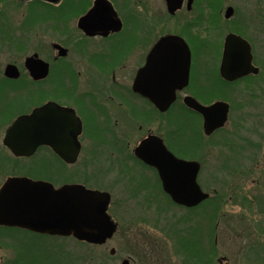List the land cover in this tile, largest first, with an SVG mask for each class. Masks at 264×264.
I'll return each instance as SVG.
<instances>
[{"label":"flooded vegetation","instance_id":"1","mask_svg":"<svg viewBox=\"0 0 264 264\" xmlns=\"http://www.w3.org/2000/svg\"><path fill=\"white\" fill-rule=\"evenodd\" d=\"M18 1L29 7L36 5L40 12L47 13L41 12L43 14L38 19L33 18L27 24L29 26H25L24 41L30 40L29 29L38 26V22L42 25L48 22L51 27L56 25L54 32L58 34L52 35V38L48 36L46 46L27 49L23 56L12 57L0 65V93L5 91L9 95L10 104L21 100H25L23 103L32 101L21 103L24 105L21 107H6V115L0 119V190L9 179L14 178L44 182L55 189L75 185V173H62L63 168L73 169L71 172H74L87 155L88 161L94 165L106 142L118 153L114 147L118 146L117 139L131 137L135 140L130 155L119 154L130 159L132 162L128 163L133 167L148 169L158 178L155 170L147 168L151 166L142 163L134 154L145 140L159 139L166 151L185 160L184 155L194 152L195 147L187 145L179 137L177 126L180 121L177 118H181L182 114L194 116L199 120V132L205 137H212L226 126L230 113L228 102L215 99L216 91L233 87L264 96V1L257 10V22L238 24L234 21L235 9L231 6L215 12L222 17L221 23L227 25V32L219 46L215 67L214 62L210 63V69L202 64L199 68L202 71L197 72L196 78L193 71L197 65L195 47L204 50L202 40L207 33L198 20L203 16V0H138L142 1L141 5L135 7L133 3L132 12L125 14L116 8L118 0ZM144 14L153 20L159 16L166 19L179 15L193 17L196 21L193 25L196 31H201V38L194 41V46L181 34L156 36L154 24L143 21ZM182 20L181 24L186 21ZM35 27L33 30L37 29ZM38 32L37 29L36 34ZM42 34L40 29L38 40L44 37ZM229 36L244 41L250 56L245 53L240 58L233 52L225 68L222 67L225 61L224 43ZM170 98L173 100L169 106L160 110L158 106L164 107ZM191 102L203 107L224 103L228 109L226 121L206 134L204 117L190 108ZM250 102L251 106H254L252 102L257 104L254 99ZM35 110L39 111L38 133L50 139L51 143L37 146L29 156H16L4 145L6 133L17 119L29 116ZM156 114L163 117L160 122V128L165 129L163 135L154 131ZM193 134L201 141L197 133ZM103 139L108 141L100 145ZM87 141L92 142L94 149L91 148V152L84 145ZM215 215L211 214V218ZM260 229H256L259 233L255 235L260 234ZM200 230L202 233L192 234L190 242L188 233L181 234L183 242H188L189 247H192L191 243L196 244L200 249L196 253L198 259L205 263L213 258L207 255L210 249L207 241L213 232L206 227ZM11 231L25 230L0 226V239L10 242ZM213 239L215 242L216 237ZM251 240L254 242L248 247L246 255L250 259L259 258L264 254V246L255 243L258 240ZM2 244L0 241V251Z\"/></svg>","mask_w":264,"mask_h":264},{"label":"rangeland","instance_id":"2","mask_svg":"<svg viewBox=\"0 0 264 264\" xmlns=\"http://www.w3.org/2000/svg\"><path fill=\"white\" fill-rule=\"evenodd\" d=\"M263 1H202L203 16L198 20L207 33L202 40L204 50L195 47V78L197 72L202 71L199 70L202 64L204 68L210 69V63L214 62L215 67L219 46L227 32V25L221 23L222 17L215 12L231 6L235 9L234 21H238V24L257 22V10ZM133 3L136 7L142 1L118 0L116 8L124 14L131 13ZM28 7L18 0H0V65L12 57L23 56L27 49L46 46L48 36L52 38V35L58 34L54 32L56 25L51 27L48 22L44 25L38 22V34L37 29L33 30L34 25L29 29L30 40L24 41L25 26L27 28L33 18L38 19L43 14L41 12L46 13L40 12L36 5ZM36 10L39 12L35 13ZM143 17L144 22L154 24L156 36L165 33L181 34L192 45L201 38V31H196L193 25V17L179 15L166 19L159 16L154 20L152 17L146 18L145 14ZM183 18L186 21L181 24ZM40 29L44 37L38 40ZM200 91H204L203 88ZM214 96L215 99L228 102L230 113L226 126L212 137H205L199 132V120L194 116L182 114L181 118H177L180 121L177 126L179 137L187 145L195 147L194 152L184 155V159L200 165L197 183L201 191L209 195L208 201L213 204L205 206L203 202L189 212L184 208L179 209L161 193L160 184L151 171L133 167L129 164L132 162L130 159L119 154L124 153L128 157L135 139H117L118 146L114 147L118 153L110 144L105 143L108 140L103 139L100 145H105L101 147L102 154L97 163L93 165L87 155L82 165L74 168V172H71L73 169L63 168L62 173H75L76 184L109 194L107 214L118 227L113 238L102 246H87L70 237L36 238L25 231H11L10 242L0 239L4 244L0 251V264H121L124 260L128 264H264V254L256 259L246 255L248 247L254 242L251 239L258 240L255 243L264 246V96L233 87L220 88ZM251 99L257 100V104L252 102L254 106H251ZM8 100L9 95L5 91L1 92L0 119L6 115V107H21L32 102L29 100L23 103L25 100H21L10 104ZM154 120V131L163 135L165 129L160 128L163 117L156 114ZM193 133H197L201 141ZM91 143L87 141L84 144L89 152L91 148L94 149ZM12 165L6 167L11 168ZM211 209L215 211L211 213ZM214 213L213 221L208 222L207 219ZM183 219L185 227L179 225ZM197 222L199 227L190 231L188 240L193 237L192 234L202 233L200 229L209 228L213 233L207 241L210 247L207 255L213 257L212 261L203 263L196 254L200 251L196 244L190 249L188 242H183L182 235L178 238L179 242L174 235L187 233ZM258 228H261V232L255 235L259 233L256 230ZM213 237H216L215 242ZM111 249L114 250L113 255L110 254Z\"/></svg>","mask_w":264,"mask_h":264},{"label":"water","instance_id":"3","mask_svg":"<svg viewBox=\"0 0 264 264\" xmlns=\"http://www.w3.org/2000/svg\"><path fill=\"white\" fill-rule=\"evenodd\" d=\"M233 52L241 58L243 54H249V47L241 39L229 36L224 43L225 61L222 67H227ZM222 75L230 79L228 75ZM170 99L164 107L158 108L166 109L173 100ZM190 108L204 117L206 134L226 121L228 109L224 103L203 107L191 102ZM38 112L35 110L31 115L17 119L7 131L4 145L16 156H29L37 146L51 143L50 139L38 133ZM135 155L142 163L156 170L163 193L169 195L172 203L193 208L208 199L209 195L202 192L197 184L199 164L177 159L166 151L159 139L145 140L135 150ZM109 203L108 193L86 189L81 185L54 189L44 182L9 179L0 190V226L41 235L73 237L88 245L101 246L117 230L116 224L107 214ZM110 254H114L113 249ZM121 264H128V261L124 260Z\"/></svg>","mask_w":264,"mask_h":264},{"label":"trees","instance_id":"4","mask_svg":"<svg viewBox=\"0 0 264 264\" xmlns=\"http://www.w3.org/2000/svg\"><path fill=\"white\" fill-rule=\"evenodd\" d=\"M205 204V206H209V205H211V204H213L212 202H209L208 200H207V202L205 201L204 202ZM215 203V202H214ZM213 206H215V205H213ZM190 210V209H189ZM189 210H187L186 212H189ZM192 210V209H191ZM190 210V211H191ZM213 211H215L214 209H211V213L213 212ZM186 217V216H185ZM204 220V219H203ZM213 221V218L211 219V217L210 218H208L207 219V221L209 222V221ZM185 220L183 219V221L181 220L180 222H179V225L181 224L182 226L181 227H185L186 226V222H184ZM198 223L199 222H197L196 223V225H195V227H190V229L191 230H187L186 232L188 233V234H190V231H192L193 229H195V228H197V227H199V225H198ZM180 231V230H179ZM181 232V231H180ZM29 234V233H28ZM32 235V234H31ZM174 235H175V237L177 238V242H179L180 241V239H178L179 237H180V235H182V234H180V233H174ZM32 237H38V238H47L46 236H39V235H32ZM192 244V247H194L195 246V244H193V243H191ZM190 246V245H189ZM192 247H189L190 249L192 248ZM196 251V250H195Z\"/></svg>","mask_w":264,"mask_h":264}]
</instances>
